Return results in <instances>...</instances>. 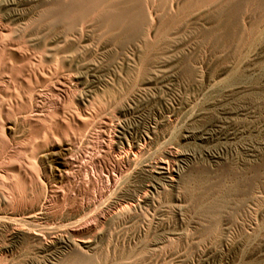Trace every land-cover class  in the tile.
Masks as SVG:
<instances>
[{
	"label": "rangeland",
	"instance_id": "1",
	"mask_svg": "<svg viewBox=\"0 0 264 264\" xmlns=\"http://www.w3.org/2000/svg\"><path fill=\"white\" fill-rule=\"evenodd\" d=\"M223 1L185 25L165 27L156 19L142 30L141 46L110 35L91 41L78 70L87 76L96 63L102 75L93 88L94 118L72 127L75 138L40 146L31 179L18 175L6 189L28 202L46 192L56 196L52 203L63 217L72 213L70 199L83 203L86 209L75 213L90 220L82 239L91 242L77 252L93 255L94 264H264V0ZM82 81L79 105L89 88ZM49 87L50 107L56 91ZM138 114L148 140L143 162L173 150L174 179L121 214L110 205L138 166L97 161L104 149L99 134L105 119L135 126ZM28 129H7L1 152L24 142ZM72 154L79 163L67 180L58 175L59 160ZM35 177L41 184L30 183ZM36 244H15L0 264H45Z\"/></svg>",
	"mask_w": 264,
	"mask_h": 264
},
{
	"label": "bare ground",
	"instance_id": "2",
	"mask_svg": "<svg viewBox=\"0 0 264 264\" xmlns=\"http://www.w3.org/2000/svg\"><path fill=\"white\" fill-rule=\"evenodd\" d=\"M216 1L222 2L0 0V191H4L3 201L0 203V263L8 249L26 240L37 243L36 250L44 258L45 264L95 263L93 255L87 257V254L85 256L77 252V248L81 247L90 249L91 242L89 239H82L85 238L84 234L92 230L90 220L77 218L75 213L86 209L83 203L70 199L69 209L72 213L63 217L60 208L52 203L56 196L49 199L46 192L43 197L28 202L12 198L6 189L16 185L18 175L27 178L34 174L40 146L50 140L67 139L70 135L75 138L72 127L87 125L94 116L96 111L93 110V104L98 98L93 88L102 75L99 74L96 63L87 66V76L78 70L81 57L89 49L91 41L110 35L117 41L126 43L133 40V43L141 46L142 38H146L142 36L144 27H154L157 20L165 27L185 25L191 19L204 15ZM84 78L89 88L84 91V96L81 97L83 102L79 105L74 98L82 88L80 85L84 84ZM49 86L56 91L55 100L53 99L50 107L46 106L48 100L45 95V89ZM123 112H129V108H123ZM135 116V126L122 125L107 118L102 122L99 134L100 146L104 149L97 161H113L117 169L124 164L138 166L131 183L117 194L110 205L116 209V213L121 214L131 212L135 207H142V198L145 199L148 192H151L150 188L157 189L166 178L174 179L173 150H169L163 158L145 159L143 162L142 156L146 152L148 140L140 130L142 115ZM8 123L13 126L7 127ZM18 125L29 127L25 141L2 153L9 143L6 130H14ZM78 163L79 156L76 154L59 160L58 175L69 180ZM25 178L24 181H28ZM31 182L41 184L36 177ZM69 250L73 253L65 258ZM124 261L123 256L122 262Z\"/></svg>",
	"mask_w": 264,
	"mask_h": 264
}]
</instances>
